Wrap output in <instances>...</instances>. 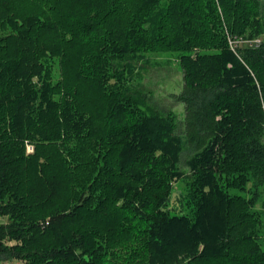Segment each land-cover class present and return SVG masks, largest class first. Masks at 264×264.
I'll return each mask as SVG.
<instances>
[{
  "label": "trees",
  "instance_id": "1",
  "mask_svg": "<svg viewBox=\"0 0 264 264\" xmlns=\"http://www.w3.org/2000/svg\"><path fill=\"white\" fill-rule=\"evenodd\" d=\"M2 218L0 264H264V0H0Z\"/></svg>",
  "mask_w": 264,
  "mask_h": 264
},
{
  "label": "rangeland",
  "instance_id": "2",
  "mask_svg": "<svg viewBox=\"0 0 264 264\" xmlns=\"http://www.w3.org/2000/svg\"><path fill=\"white\" fill-rule=\"evenodd\" d=\"M261 39V38H260ZM179 59L176 55L170 54H151L143 62L138 63L142 66V84L139 91L142 92V99L152 109L160 114H174L177 121L176 134L183 136L185 134V105L176 100L175 95H180L184 88L183 71ZM33 149L32 146L27 147ZM189 152L184 153L181 169L188 171L186 161ZM183 181L175 182L174 192L170 202V209L180 213L183 211L181 197L183 194ZM7 219H0V223H6ZM2 264H23L20 260L3 262Z\"/></svg>",
  "mask_w": 264,
  "mask_h": 264
},
{
  "label": "built area",
  "instance_id": "3",
  "mask_svg": "<svg viewBox=\"0 0 264 264\" xmlns=\"http://www.w3.org/2000/svg\"><path fill=\"white\" fill-rule=\"evenodd\" d=\"M229 44H230V48L231 50L238 55V50L242 47V46H249V47H259V45L262 44V39H256V40H248V39H244V38H240V39H232L229 38ZM30 152H33V149L29 150ZM28 151V152H29Z\"/></svg>",
  "mask_w": 264,
  "mask_h": 264
}]
</instances>
